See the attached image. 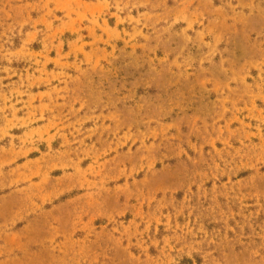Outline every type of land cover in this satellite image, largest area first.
Wrapping results in <instances>:
<instances>
[{
  "label": "rangeland",
  "instance_id": "obj_1",
  "mask_svg": "<svg viewBox=\"0 0 264 264\" xmlns=\"http://www.w3.org/2000/svg\"><path fill=\"white\" fill-rule=\"evenodd\" d=\"M0 264H264V0H0Z\"/></svg>",
  "mask_w": 264,
  "mask_h": 264
}]
</instances>
